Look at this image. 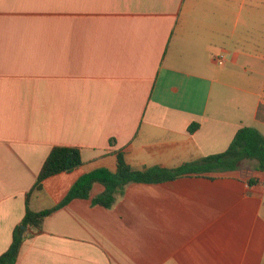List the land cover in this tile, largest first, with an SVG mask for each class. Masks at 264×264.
<instances>
[{"label":"crops","instance_id":"obj_1","mask_svg":"<svg viewBox=\"0 0 264 264\" xmlns=\"http://www.w3.org/2000/svg\"><path fill=\"white\" fill-rule=\"evenodd\" d=\"M243 57L264 62V0H0V255L54 146L79 148L82 164L46 178L34 211L87 172H114L119 149L136 168H174L224 151L241 126L264 136V70ZM255 163L128 183L108 208L92 203L95 183L14 264H264Z\"/></svg>","mask_w":264,"mask_h":264},{"label":"trees","instance_id":"obj_2","mask_svg":"<svg viewBox=\"0 0 264 264\" xmlns=\"http://www.w3.org/2000/svg\"><path fill=\"white\" fill-rule=\"evenodd\" d=\"M255 117L264 122V104L258 105ZM197 126L192 124L189 131L192 132ZM115 154L116 170L114 172L107 168H97L87 172L75 181L59 204L34 211L29 206V197L33 191L42 188L46 178L62 172H71L82 164L79 148L54 146L45 158L34 185L26 194L23 218L13 230L10 246L0 255V264H14L23 240L42 228L45 217L74 198H88L95 183L102 185L103 191L92 198V203L108 208L115 202L116 196L123 192L125 186L132 182L157 183L184 175L237 170L244 160L255 161V168L264 172V136L250 126L239 127L224 151L182 163L174 168L158 165L136 168L127 163L122 150H117ZM254 182L253 179L248 180L249 184Z\"/></svg>","mask_w":264,"mask_h":264},{"label":"rangeland","instance_id":"obj_3","mask_svg":"<svg viewBox=\"0 0 264 264\" xmlns=\"http://www.w3.org/2000/svg\"><path fill=\"white\" fill-rule=\"evenodd\" d=\"M257 36H260V34L257 31H251V33L249 34V36L247 37V40L252 41V39H256ZM239 64L242 66H252V69H261L264 70V62L263 61H253V59H247L245 57H243L242 59L239 60ZM238 69H241L240 66H237ZM247 74H246V78H247ZM256 80V79H254ZM256 82V81H254ZM250 127L251 124H250Z\"/></svg>","mask_w":264,"mask_h":264},{"label":"built area","instance_id":"obj_4","mask_svg":"<svg viewBox=\"0 0 264 264\" xmlns=\"http://www.w3.org/2000/svg\"><path fill=\"white\" fill-rule=\"evenodd\" d=\"M215 58H216V61H217L219 64H222V62H223V58H222L221 55H218V56H216Z\"/></svg>","mask_w":264,"mask_h":264},{"label":"water","instance_id":"obj_5","mask_svg":"<svg viewBox=\"0 0 264 264\" xmlns=\"http://www.w3.org/2000/svg\"><path fill=\"white\" fill-rule=\"evenodd\" d=\"M21 228H22V229H25V227H24V226H21Z\"/></svg>","mask_w":264,"mask_h":264}]
</instances>
